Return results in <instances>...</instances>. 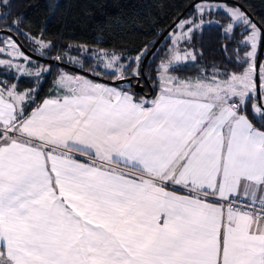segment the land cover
<instances>
[{
	"label": "snow or ice",
	"instance_id": "6c2138e0",
	"mask_svg": "<svg viewBox=\"0 0 264 264\" xmlns=\"http://www.w3.org/2000/svg\"><path fill=\"white\" fill-rule=\"evenodd\" d=\"M195 7L201 16L211 10ZM223 7L251 29L248 68L226 81L174 83L175 55L162 63L150 102L67 74L58 81L66 94L28 115L24 94L0 93L4 264H264V130L240 110L256 89L261 29ZM118 61L113 55L105 67L123 79ZM260 79L264 88V65ZM253 114L264 122V104ZM241 194L246 207L233 200Z\"/></svg>",
	"mask_w": 264,
	"mask_h": 264
},
{
	"label": "trees",
	"instance_id": "16d2710c",
	"mask_svg": "<svg viewBox=\"0 0 264 264\" xmlns=\"http://www.w3.org/2000/svg\"><path fill=\"white\" fill-rule=\"evenodd\" d=\"M224 1L238 4L245 11H249L254 19L250 18L258 25L262 33L264 0ZM197 3L196 0H0V29L17 34L29 50L39 54L36 50L42 49L46 52L44 57L70 65L73 63L66 59L63 51L74 54L77 48L73 45L96 46L106 51L132 56L129 68H135L140 75L144 57L174 21L180 16L177 24L188 16L197 19L195 12ZM214 16L221 20L228 18L222 13ZM177 24L165 34L146 62L145 73L154 88L153 95L146 98L149 102L159 94V71L170 51L171 42L168 35ZM240 28L241 24L237 25L231 35L224 33L223 23L194 28L192 33L196 59L186 64L173 66L169 72L181 78L196 77L204 73L225 79L232 73L242 72L248 64L243 54L248 46L240 45L238 41L242 36V33H239ZM7 36L10 35L0 33V47L7 44ZM20 50L22 51L21 48ZM2 56L0 52V59ZM138 56L140 59L137 61ZM82 62L83 66L80 68L96 75L88 69L93 66L91 58L87 57ZM38 63L50 64L55 69L46 74L48 78L45 81L39 82L40 92L36 100L21 104L25 115L39 106L45 97L53 94L49 78H54L59 68L78 72L57 63L41 60H38ZM15 75V73L2 74L1 72L4 78L1 83L6 81L9 85L15 84L18 92L34 86L35 80L31 76L16 77ZM110 75L112 74L106 72L101 77L112 79ZM131 76L136 80L134 73ZM142 82L144 83L143 80ZM117 86L119 90L128 91L136 100L146 97L143 93L137 92L130 82L120 83ZM146 90H148L147 87ZM32 92L35 93L33 90ZM255 102H258L257 95L241 104L240 110L253 121L257 128L264 130L262 128L264 122L253 119Z\"/></svg>",
	"mask_w": 264,
	"mask_h": 264
},
{
	"label": "rangeland",
	"instance_id": "374dc122",
	"mask_svg": "<svg viewBox=\"0 0 264 264\" xmlns=\"http://www.w3.org/2000/svg\"><path fill=\"white\" fill-rule=\"evenodd\" d=\"M197 4H201L204 6H211V10H206L204 14L201 16L195 7V12L197 13V19H193V16H188L186 18H183L176 26V28L171 31L168 35V38L170 39V51L169 54L165 60L166 63L169 60H172L175 55H179L182 57L181 60L175 61L173 60L171 66H177V65H182L186 64L189 62H192L194 60L191 59V56H195V50H194V41H193V33L192 32H187L188 27L191 25H184L181 27V22L182 21H194L196 25H199V27L208 25V24H222L224 26V33L227 35H231L234 32V29L237 25L241 24V28L239 29V33H242L241 38L238 40L240 45H246L243 43L244 37L248 35V33L251 31V29H247L246 26L240 22L233 21L230 17V15L227 13L225 8L223 7L226 5L229 8H239L241 11H243L245 14L247 12L238 4L224 1V0H201ZM196 4V5H197ZM217 13H222L225 14L228 18L219 19L218 17L214 16ZM247 16L250 18V16L247 14ZM251 19V18H250ZM251 21L255 23L252 19ZM229 23H232L234 26L231 31L226 32L225 30L227 29V26ZM256 24V23H255ZM257 25V24H256ZM199 27H193L194 28H199ZM258 27V25H257ZM259 28V27H258ZM262 37V33H261ZM7 44L3 47H0V52L2 53V58L0 61H4L5 63L0 64L1 69H0V93H3L5 98L8 99L7 97V90L11 89L15 91L18 94H24L25 95V100L23 102H33L37 98V94H39L40 86L39 82L45 81L48 77H46V74L51 73L54 71L55 67L50 65V64H39L38 60L35 58L27 55L26 53L22 52L20 48L18 47L17 43L14 41V39L11 36L6 37ZM261 45V39L258 42L257 46V51H256V58H255V64L257 60V55L259 52V48ZM77 48V51L74 54H70L67 51H63V54L66 55V59L73 63L74 66L80 67L83 66V60L85 58H91L93 66L88 67L89 70L93 71L96 73L97 76L104 75L106 72L110 73V77L112 80L119 79L117 78L119 76V73L113 74L114 70L113 69H107L105 65L107 64L108 60L110 59L111 56L115 55L119 57V61L117 62V67H121V70L123 72V76L125 77H130L132 73L136 72L135 68H129V64L131 62V59L133 58L132 56H124L121 53H115V52H110L106 51L104 49H101L96 46H88V45H73ZM248 46V45H246ZM39 52L40 55L44 56L46 52L42 49L36 50ZM247 51H250V47L248 46V49L245 50L243 53L245 56V53ZM22 54V55H21ZM38 54V53H37ZM125 57L126 59H124ZM183 57H187V59H183ZM246 58V56H245ZM261 65H264V51L260 60V65H259V78L261 77ZM248 68V64L246 65V68L242 72L238 73H232L230 76L233 74L240 75L242 74L246 69ZM1 72L3 73H9L13 74L15 73L16 77H20L22 75H27L31 76L32 79L35 80V84L33 87L28 88L26 90L18 92L16 89V85L12 84L9 85L8 82L4 81L1 83L4 78L1 76ZM67 74L69 76H82L85 77L88 80H91L94 83L98 84H103L108 87H114L118 88L117 84H111L108 82H104L95 78H92L86 74L80 73V72H71L67 70L66 68H59L57 73L55 74L56 76L50 77L49 81L50 84L52 85L51 91L56 94H66V89L62 88L61 85L58 83L60 80L61 75ZM167 75L177 78L179 77L177 74L168 72ZM137 76V75H135ZM214 76V77H212ZM229 76V77H230ZM185 81H180L179 82H191V83H196L197 81H203L205 83H212V82H223L228 80L229 78L225 79L219 76L215 75H205L204 73H201L197 75L196 77H189L185 78ZM254 81H255V76H254ZM260 85H261V79H260ZM14 86V87H13ZM147 86V85H146ZM159 89H161V71H159ZM261 89V98H262V104H264V88L260 86ZM32 90L35 92L33 93ZM257 95V89H255L254 92L250 94V97H254ZM148 97H144L143 100H146ZM238 102L240 101V97H234ZM245 98L244 102L248 99ZM22 102V104H23ZM231 102V101H230ZM254 104H260L258 102H255ZM38 108V106L36 107ZM35 108V109H36ZM33 109V110H35ZM32 110V111H33ZM31 111V112H32ZM30 112V113H31ZM29 113V114H30Z\"/></svg>",
	"mask_w": 264,
	"mask_h": 264
},
{
	"label": "water",
	"instance_id": "95a60500",
	"mask_svg": "<svg viewBox=\"0 0 264 264\" xmlns=\"http://www.w3.org/2000/svg\"><path fill=\"white\" fill-rule=\"evenodd\" d=\"M200 0H196V2H199ZM247 14L253 18L252 14L249 11H246ZM181 18V16L178 18V20L174 21L172 23V25H170V27H168L165 31L162 37H160L158 39V41L156 42V44L154 45V47L147 53V55L144 57L142 65H141V74L136 76V80L134 79L133 76L130 77H125L123 79H116V80H112V79H107L101 76H97L94 75L93 73L84 70L80 67L74 66V65H70L68 63H64V62H60L58 60H54V59H49L47 57L41 56L31 50H29L21 41V39L17 36V34L11 32L10 30H6V29H0V33H6L8 35H10L15 41L16 43L19 45V47L22 49V51L24 53H26L27 55L37 59V60H41V61H46L48 63H57L59 65L65 66L69 69H72L74 71H78L80 73L86 74L92 78L104 81V82H108L111 84H120V83H124V82H130L131 84L134 85V88L137 92H141L143 93L146 97H151L153 95L154 92V88L152 83L148 80L146 73H145V65L147 60L149 59L150 55L152 54V52L155 50V48L157 47V45L160 43V41L162 40V38L165 36V34H167L170 29L177 24V22L179 21V19ZM254 19V18H253ZM264 51V29H262V39H261V45L259 48V52L257 55V60H256V67H257V71L255 74V83H256V89H257V98H258V103L262 104V98H261V89H260V78H259V65H260V60L262 57ZM142 80L144 81V83L142 82ZM148 86L149 91L146 92L145 91V86Z\"/></svg>",
	"mask_w": 264,
	"mask_h": 264
},
{
	"label": "crops",
	"instance_id": "0c3cea01",
	"mask_svg": "<svg viewBox=\"0 0 264 264\" xmlns=\"http://www.w3.org/2000/svg\"><path fill=\"white\" fill-rule=\"evenodd\" d=\"M171 67H173V66H170L169 69H170ZM168 72H169V71H168ZM179 80H180V81H185L186 79H185V78H181V77H177V78H175L174 83H175V82H179ZM160 91H161V89H159V93H160ZM63 95H65V94H62V95H61V94L53 93L51 96H47V97H45V98L42 100V102L40 103V105H42V103H43L44 100H46V99L56 98V97H58V96H61V97H62ZM158 95H159V94H158ZM5 99H6V98H5ZM231 102H232V103H237V104H239V102H238L234 97L232 98ZM40 105H39V106H40ZM39 106H38V107H39ZM76 158L79 159V160H81V161H85V160L87 159L86 157H83V156H80V155H77ZM168 190H169V191H175L177 195H188V194H189V193H188V190L185 189V188H183V187H181V186H169ZM239 198L247 200L242 194L240 195ZM247 201H248V200H247ZM209 202H210V203H219V204H221V200H219L218 197H210V198H209ZM221 205H222V204H221ZM0 252H6V249L0 247ZM6 260H7L6 255H5V256H0V264H4V262H6Z\"/></svg>",
	"mask_w": 264,
	"mask_h": 264
},
{
	"label": "built area",
	"instance_id": "2783aa9c",
	"mask_svg": "<svg viewBox=\"0 0 264 264\" xmlns=\"http://www.w3.org/2000/svg\"><path fill=\"white\" fill-rule=\"evenodd\" d=\"M233 200H234L235 203H236L238 206H240V207H246L247 204H248V201L245 200V199H241V198L236 199L235 197H233ZM226 203H227L226 201L221 200V204H222V205H226Z\"/></svg>",
	"mask_w": 264,
	"mask_h": 264
},
{
	"label": "flooded vegetation",
	"instance_id": "af4514ba",
	"mask_svg": "<svg viewBox=\"0 0 264 264\" xmlns=\"http://www.w3.org/2000/svg\"><path fill=\"white\" fill-rule=\"evenodd\" d=\"M146 87L148 88V86H145V91L148 92L149 91V88H148V90H146Z\"/></svg>",
	"mask_w": 264,
	"mask_h": 264
}]
</instances>
